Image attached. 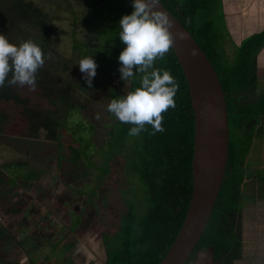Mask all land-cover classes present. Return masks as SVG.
I'll use <instances>...</instances> for the list:
<instances>
[{
  "label": "trees",
  "instance_id": "trees-1",
  "mask_svg": "<svg viewBox=\"0 0 264 264\" xmlns=\"http://www.w3.org/2000/svg\"><path fill=\"white\" fill-rule=\"evenodd\" d=\"M160 1L204 50L224 91L230 131L228 161L209 221L192 254L205 249L209 251L213 264H233L242 254V238L237 221L242 204L241 186L246 177V157L255 126L260 119L264 120V89L258 93L255 85L256 55L264 46V30L244 42L240 56L233 64L222 63L214 39L213 21L207 19L198 22L196 19L197 14L210 8L209 0ZM76 2L85 6L90 13L91 18L88 17L86 21L96 24L98 18L103 16L107 23L97 28L98 38L103 44H75L79 51L78 59L92 56L97 64L96 72L101 70L112 75L114 67L120 63L117 57L124 47L118 36V22L121 16L132 11L131 0ZM52 21L53 17L33 0H0V34L16 45L27 41L30 36L45 53L50 54V58L37 71L34 90L27 85H9L7 82L0 87V134L40 137L42 133L43 137L58 143L61 153L58 157L59 167L67 168L75 164V160L65 158L61 151L63 131L69 130L73 136L75 145L68 146L70 151H84L91 143L87 135L82 136L83 120H73L74 115L78 118L82 116L85 105L75 99L77 87L74 79L63 78L55 63L56 56L51 46ZM30 29L33 32L27 36ZM103 61H108L109 71L103 66L106 64L101 65ZM154 67L168 70L179 85L174 97L175 108L162 113L164 131L154 133L151 125H146L139 135L129 136L131 125L115 119V134L104 141L105 151L109 146L107 162L120 152L121 147L112 150L113 144L124 145L122 141L127 138L133 142V147L124 152L125 159L121 165L126 183L123 192L127 209L123 214H115L117 220L111 219L112 224L118 222L115 225L117 228L111 229L115 230L113 236L102 237L104 242L110 240V247H114L109 249L106 264H158L181 226L191 195L193 110L187 82L172 47L162 60L154 62ZM66 69L68 67L64 66L61 70ZM142 76L143 73H135L128 80L123 94L126 92L127 95L139 87ZM105 88H110L112 93L115 91L109 83H105ZM248 95L250 98H247ZM77 131L80 134L77 135ZM26 163L18 162L20 166ZM9 168L8 164L0 165V185H7L11 181ZM18 208L5 207L4 210ZM82 222L78 226H82ZM116 239L117 245L113 243Z\"/></svg>",
  "mask_w": 264,
  "mask_h": 264
},
{
  "label": "rangeland",
  "instance_id": "rangeland-1",
  "mask_svg": "<svg viewBox=\"0 0 264 264\" xmlns=\"http://www.w3.org/2000/svg\"><path fill=\"white\" fill-rule=\"evenodd\" d=\"M33 1L53 17L51 46L55 63L63 78L75 81V99L83 103L85 109L80 118L74 115L73 120H83L82 136L87 135L91 145L84 151H70L68 146L75 143L70 131L64 130L61 151L65 158H74L75 164L60 168L58 143L43 137L42 133L40 137L0 134V165L8 164L11 172V181L0 185V264H106L109 249L114 247H110V240L104 242L102 237L113 236L115 230L111 229L117 228L118 222L112 224L111 219L117 220L115 214H123L127 209L121 165L124 152L133 147L130 138L122 141L124 145L113 144L112 150L121 149L107 162L109 146L105 151L104 141L115 134L114 120L117 119L107 110V105L112 99L126 95L122 91L128 80L120 79L118 65L112 75L98 70L89 87L79 71V51L75 44H103L97 34L99 26L107 25L103 16L98 18L100 22L92 24L86 21L91 16L86 7L78 5L76 0ZM209 6L208 10L197 14L196 19L198 22L213 21L221 62L233 64L244 42L264 30V0H209ZM30 31L27 36L33 32ZM27 40L32 37L28 36ZM259 50L255 70L258 93L264 89V46ZM101 65L109 71L108 61ZM64 66L68 69L63 71ZM105 83L112 85L115 91L106 89ZM18 162L26 164L20 166ZM241 191L237 222L243 249L241 258L234 262L264 264V251L261 247L256 250L252 233L253 214L252 207L248 206L250 197L246 184L241 186ZM5 207L19 208L5 211ZM79 219L80 222L84 220L82 226H78ZM257 238L264 244L262 234ZM117 239L113 242L115 245ZM186 264L213 263L209 251L201 249L194 252Z\"/></svg>",
  "mask_w": 264,
  "mask_h": 264
},
{
  "label": "clouds",
  "instance_id": "clouds-1",
  "mask_svg": "<svg viewBox=\"0 0 264 264\" xmlns=\"http://www.w3.org/2000/svg\"><path fill=\"white\" fill-rule=\"evenodd\" d=\"M131 4L132 11L121 16L118 22V36L124 45L117 57L118 71L122 81L133 78L137 72L143 76L139 87L123 98L112 99L107 110L121 123L131 125L129 136H137L146 125H151L154 133L164 131L162 113L175 108L174 97L179 85L168 70L154 67V62L162 60L174 43L168 14L158 8L159 0H131ZM176 38L183 37L177 34ZM48 58L50 54L34 41L16 45L0 34V87L7 82L34 90L37 71ZM77 65L85 84L91 87L96 75L95 60L92 56L84 57Z\"/></svg>",
  "mask_w": 264,
  "mask_h": 264
},
{
  "label": "water",
  "instance_id": "water-1",
  "mask_svg": "<svg viewBox=\"0 0 264 264\" xmlns=\"http://www.w3.org/2000/svg\"><path fill=\"white\" fill-rule=\"evenodd\" d=\"M168 14L172 49L183 70L193 110L192 189L173 241L158 264H186L212 213L228 161L229 118L218 74L204 50L181 21L159 0ZM177 34L182 39L176 38Z\"/></svg>",
  "mask_w": 264,
  "mask_h": 264
},
{
  "label": "crops",
  "instance_id": "crops-1",
  "mask_svg": "<svg viewBox=\"0 0 264 264\" xmlns=\"http://www.w3.org/2000/svg\"><path fill=\"white\" fill-rule=\"evenodd\" d=\"M255 133L249 152L246 157V177L242 185L248 187V206L252 207L253 220L252 233L254 232L256 250L264 251V244L258 242V236H264V120L255 126ZM264 241V240H263ZM243 249V245H242ZM242 256V254H241ZM241 258V257H240ZM239 258V259H240ZM235 264V262H233ZM259 264H263L259 262Z\"/></svg>",
  "mask_w": 264,
  "mask_h": 264
},
{
  "label": "flooded vegetation",
  "instance_id": "flooded-vegetation-1",
  "mask_svg": "<svg viewBox=\"0 0 264 264\" xmlns=\"http://www.w3.org/2000/svg\"><path fill=\"white\" fill-rule=\"evenodd\" d=\"M257 55H258V54H257ZM257 55H256V61H257V59H258V58H257Z\"/></svg>",
  "mask_w": 264,
  "mask_h": 264
}]
</instances>
